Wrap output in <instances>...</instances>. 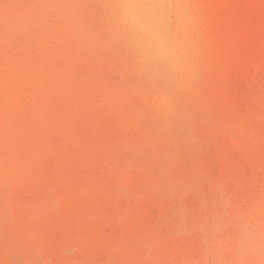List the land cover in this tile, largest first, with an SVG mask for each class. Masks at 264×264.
Returning a JSON list of instances; mask_svg holds the SVG:
<instances>
[{"label": "rangeland", "instance_id": "rangeland-1", "mask_svg": "<svg viewBox=\"0 0 264 264\" xmlns=\"http://www.w3.org/2000/svg\"><path fill=\"white\" fill-rule=\"evenodd\" d=\"M122 2L0 0V264H264V0Z\"/></svg>", "mask_w": 264, "mask_h": 264}, {"label": "clouds", "instance_id": "clouds-1", "mask_svg": "<svg viewBox=\"0 0 264 264\" xmlns=\"http://www.w3.org/2000/svg\"><path fill=\"white\" fill-rule=\"evenodd\" d=\"M118 13L125 18H131L137 22V26L145 32H150L155 44L160 48H169L171 44L168 38L154 30V23L161 16L173 17L177 27L182 26L189 16V11L182 5L173 3L171 0H156V2L137 5L122 2L117 6ZM142 9V12L137 11Z\"/></svg>", "mask_w": 264, "mask_h": 264}, {"label": "bare ground", "instance_id": "bare-ground-1", "mask_svg": "<svg viewBox=\"0 0 264 264\" xmlns=\"http://www.w3.org/2000/svg\"><path fill=\"white\" fill-rule=\"evenodd\" d=\"M123 2L137 4V5H144L145 4V2L143 0H123ZM152 2H156V0H151L150 3H152ZM137 11L142 12L143 10L138 9ZM128 20L130 21V24L132 26L139 28L137 26V22L135 20H133L131 18H128ZM139 29H141V28H139ZM154 30L156 32L164 34L168 38V40L171 44V47L162 49L155 44L152 34L150 32H147L148 37H150L149 40L151 42H153L156 45V47L158 48L157 49V56L162 57V60L167 62V60L169 59V58H167L168 54L172 50V46L175 48V44L173 45V42H172V39H171V36L169 33V29H168V24H167L166 18L164 16H161L160 19L154 23Z\"/></svg>", "mask_w": 264, "mask_h": 264}]
</instances>
